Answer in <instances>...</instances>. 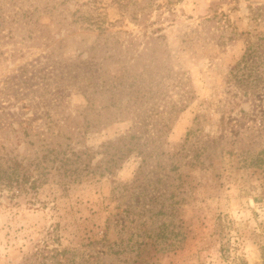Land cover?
Instances as JSON below:
<instances>
[{"label":"rangeland","instance_id":"1","mask_svg":"<svg viewBox=\"0 0 264 264\" xmlns=\"http://www.w3.org/2000/svg\"><path fill=\"white\" fill-rule=\"evenodd\" d=\"M1 175L0 264H264V0H0Z\"/></svg>","mask_w":264,"mask_h":264},{"label":"trees","instance_id":"2","mask_svg":"<svg viewBox=\"0 0 264 264\" xmlns=\"http://www.w3.org/2000/svg\"><path fill=\"white\" fill-rule=\"evenodd\" d=\"M69 162H71V161H69L68 159H66L64 165H67ZM72 164H73V163H70L69 165H72ZM69 165H68V167H69ZM1 178H3L2 175L0 176V179H1ZM4 178H5V177H4ZM8 179L11 181L12 178L8 176ZM17 180H18V179H17ZM22 181H23V179H22ZM17 182L19 183V180H18ZM8 184H10V182H8Z\"/></svg>","mask_w":264,"mask_h":264}]
</instances>
